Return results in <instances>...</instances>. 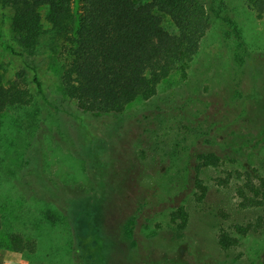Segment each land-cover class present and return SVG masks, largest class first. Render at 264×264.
I'll use <instances>...</instances> for the list:
<instances>
[{"label":"rangeland","instance_id":"obj_1","mask_svg":"<svg viewBox=\"0 0 264 264\" xmlns=\"http://www.w3.org/2000/svg\"><path fill=\"white\" fill-rule=\"evenodd\" d=\"M203 1L212 22L201 45V61L206 58L211 62L202 77L214 91H197L200 101H196L189 86L191 93L174 98L177 77L173 76L153 101L137 102L115 117L91 116L90 130L96 137L89 148L82 145L84 133L78 123V118L85 116L62 92L65 52L61 41L51 36L45 10L39 45L28 52L19 47L11 29V11L0 5V33L11 49L0 44L2 83L17 81L30 94L26 105L8 108L0 117V264H133L127 261L133 255L139 257L138 264H174L172 255H167L172 262L161 255L163 242L180 247L176 256L191 264L248 262L255 252L264 259V234L243 237L229 249L219 246L220 229L232 230L233 224L246 223L264 211L241 210L232 185L217 187L213 183V177L219 176L217 170L203 174L208 189L200 200L201 192H193L197 189L190 173L166 190V180L176 173L175 163L163 168L168 160H161L170 157L168 152L172 156L195 143L190 130L202 125L209 112L205 110L208 101L225 104L235 95L236 82L227 85L223 81L227 71L223 65L229 64L228 55L237 43L250 56L251 67L260 70L264 64V18H258L245 0ZM192 66L203 71L200 62ZM255 82L264 86V76ZM156 107L167 120L162 128L158 121L152 126L142 119L146 109L157 114ZM200 110H205L203 117ZM155 127L158 136L149 132ZM152 149L159 151L156 164L151 163ZM90 175L103 176L113 189L109 193L112 201L105 204L103 226L97 213L90 217L84 212L85 197L93 193ZM153 183L160 192H146L147 185ZM181 204L188 211V220L184 228L177 229L167 218L169 211ZM138 210L139 221L147 216L149 222L130 225L132 213ZM11 233H18L29 246L13 250L8 241ZM132 239L145 243L146 248L130 251L123 263L121 254L107 256L112 250L133 248ZM89 242L96 244V251L89 249ZM149 242H153L152 248Z\"/></svg>","mask_w":264,"mask_h":264},{"label":"trees","instance_id":"obj_2","mask_svg":"<svg viewBox=\"0 0 264 264\" xmlns=\"http://www.w3.org/2000/svg\"><path fill=\"white\" fill-rule=\"evenodd\" d=\"M245 2L258 18H264V0ZM0 5L11 11V29L19 47L28 52L39 45L45 30L42 24V11L45 10L51 36L61 41L65 52L62 92L85 116L78 118L80 130L84 133V148L93 144L96 137L90 130L91 116L96 119L98 116L115 117L123 115L137 102L153 101L166 90L164 84L173 76L177 77V92L172 93L174 98L183 97L185 92L191 93L189 86L194 89L196 101H200L199 94L204 91H214L210 81L206 83L207 78L202 77L211 62L206 58L201 61V45L212 22L203 0H0ZM233 31L238 35L241 33V30ZM0 44L10 49L1 33ZM227 60V67L223 65L227 69L223 81L227 85L231 80L236 82L235 95L225 104L219 100L208 101L205 110L208 108L209 112L205 113L202 125L190 130L195 143L181 153L171 156L168 152L170 157L161 160H168L163 168L175 163L176 173L166 180V190L169 192L173 184L179 185L183 176L190 173L197 189L193 192H201L197 197L200 200L208 189L202 176L215 169L219 176L213 177V183L217 187L232 185L241 210L264 211V86L255 82L264 76V64L260 70L251 67L254 63L247 51L241 49V43H237ZM196 61L202 64V72H198V68L193 69ZM36 83L39 87L40 82L36 80ZM212 83L217 84L215 81ZM178 89L182 90L178 92ZM219 92L211 95L217 96ZM29 98L28 89L17 81L4 85L0 76V117L8 108L26 105ZM156 108L157 114L146 109L142 119L148 120L152 126L158 121V127L162 128L167 120L159 110L161 108ZM205 110L199 112L202 117ZM149 132L158 136L157 128L149 129ZM152 152L151 163L156 164L159 151L152 149ZM89 179L93 193L85 197L83 211L90 217L97 213L98 223L103 226L105 204L112 201L109 193L113 189L103 176L90 175ZM155 184L147 185L146 192H160ZM162 187L166 192L165 185ZM1 211L0 204V229L3 226ZM138 212L132 213L130 225L149 222L147 216L139 221L141 212ZM187 220L188 211L184 205L169 211L167 222L177 229L184 228ZM232 228L220 229L218 244L223 249L236 247L240 239L248 235L264 234V214L246 223L233 224ZM91 230L94 231L93 228ZM8 241L18 252L29 246L18 233L8 234ZM132 242L133 248L112 250L107 252V256L113 258L121 254L123 263L130 251L146 248L145 243H135L133 239ZM151 246L153 242H149ZM88 247L96 251L95 243L89 242ZM162 247L161 255L169 262L191 264L176 256L180 247L168 242H163ZM169 254L172 260L167 257ZM259 255L260 252H255L248 262L237 261L235 264H264ZM133 256L128 257V263L138 264L139 257Z\"/></svg>","mask_w":264,"mask_h":264}]
</instances>
